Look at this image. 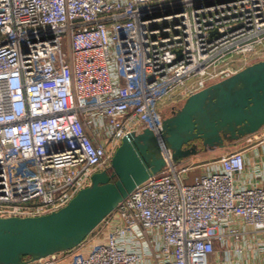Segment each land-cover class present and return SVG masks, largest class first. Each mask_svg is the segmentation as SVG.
<instances>
[{
  "label": "built area",
  "instance_id": "2783aa9c",
  "mask_svg": "<svg viewBox=\"0 0 264 264\" xmlns=\"http://www.w3.org/2000/svg\"><path fill=\"white\" fill-rule=\"evenodd\" d=\"M262 60L264 0H0V218L65 208L124 137L161 133L166 102ZM247 137L264 143V128ZM164 158L80 246L29 264H210L264 235V186L239 183L243 151Z\"/></svg>",
  "mask_w": 264,
  "mask_h": 264
},
{
  "label": "water",
  "instance_id": "95a60500",
  "mask_svg": "<svg viewBox=\"0 0 264 264\" xmlns=\"http://www.w3.org/2000/svg\"><path fill=\"white\" fill-rule=\"evenodd\" d=\"M264 128V60L187 98L164 120L162 131L131 133L112 158L111 173L58 212L34 218H0V264H29L80 246L132 192L166 166L195 156L201 147L224 148ZM193 144L191 148H187Z\"/></svg>",
  "mask_w": 264,
  "mask_h": 264
},
{
  "label": "crops",
  "instance_id": "0c3cea01",
  "mask_svg": "<svg viewBox=\"0 0 264 264\" xmlns=\"http://www.w3.org/2000/svg\"><path fill=\"white\" fill-rule=\"evenodd\" d=\"M234 151H243L247 161V170L239 177V183L243 184L246 181V183L264 186V178L257 177L255 174L257 171L255 164H257L260 167L259 171L264 177V143H248V137L234 143H228L224 148L219 149L213 154L205 153L192 156L186 162L199 163L211 161ZM247 240L248 245L242 256L235 252V245L231 244L227 249L218 248L210 264H264V246H259V244L264 243V235L251 234L247 236Z\"/></svg>",
  "mask_w": 264,
  "mask_h": 264
},
{
  "label": "rangeland",
  "instance_id": "374dc122",
  "mask_svg": "<svg viewBox=\"0 0 264 264\" xmlns=\"http://www.w3.org/2000/svg\"><path fill=\"white\" fill-rule=\"evenodd\" d=\"M61 44H62L63 53L67 54L69 48H68V41H67L66 37H64L62 39ZM183 103H179V101L177 99H172V100H169L168 102H166V104L163 105L161 108L162 113H163V117L165 119L170 118L172 116L173 111L180 109L182 107ZM109 173H111V171ZM199 173H200V171H197V174L194 172L190 173L189 179L186 182V184H192L195 176L198 175ZM210 262H212V257L210 258Z\"/></svg>",
  "mask_w": 264,
  "mask_h": 264
},
{
  "label": "trees",
  "instance_id": "16d2710c",
  "mask_svg": "<svg viewBox=\"0 0 264 264\" xmlns=\"http://www.w3.org/2000/svg\"><path fill=\"white\" fill-rule=\"evenodd\" d=\"M179 110V109H178ZM178 110H174L173 111V113H172V115H174ZM232 143V142H231ZM228 144V143H227ZM193 146V144H190L189 146H187V148H191ZM200 150H202V147H201V149Z\"/></svg>",
  "mask_w": 264,
  "mask_h": 264
}]
</instances>
